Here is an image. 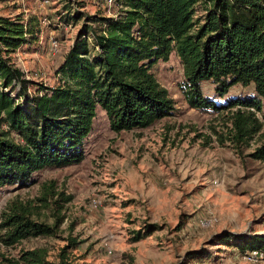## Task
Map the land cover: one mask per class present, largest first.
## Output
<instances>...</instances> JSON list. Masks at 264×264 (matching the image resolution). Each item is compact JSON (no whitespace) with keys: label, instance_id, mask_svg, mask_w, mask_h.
Listing matches in <instances>:
<instances>
[{"label":"rangeland","instance_id":"obj_1","mask_svg":"<svg viewBox=\"0 0 264 264\" xmlns=\"http://www.w3.org/2000/svg\"><path fill=\"white\" fill-rule=\"evenodd\" d=\"M208 3L198 0L194 14ZM114 10L102 0H0V13L20 12L34 29L36 38L9 54L28 80L27 92L60 82L56 66L82 21L96 14L114 15ZM151 71L172 98L169 114L144 127L115 131L97 106L80 144V161L43 167L25 184L0 188V220L10 201L36 197L43 182L52 180L56 190L70 196L65 202L57 200L62 219L53 234L5 243L6 229L0 226V264L5 263L1 255L16 258L21 250L36 247L43 249L47 264H56L70 237L76 244L65 247V254L74 264H264V250L247 259L246 250L242 253L217 237L224 231L264 233V160L247 155L259 136L241 152L226 139L220 142L214 130L226 131V110L186 103L174 50ZM200 89L217 103L252 94L250 86L234 84L219 95L209 80L200 81ZM263 113L260 97L255 114L262 119ZM37 210L34 219L54 224L50 206ZM148 223L157 227L133 239L134 230Z\"/></svg>","mask_w":264,"mask_h":264},{"label":"trees","instance_id":"obj_2","mask_svg":"<svg viewBox=\"0 0 264 264\" xmlns=\"http://www.w3.org/2000/svg\"><path fill=\"white\" fill-rule=\"evenodd\" d=\"M113 1L114 15L96 14L82 21L56 66L60 82L40 85L32 94L9 54L34 40V29L20 12L0 13V125H5L0 126V188L25 184L43 167L80 161V144L97 106L115 131L144 127L169 114L172 98L151 66L166 60L171 50L180 61L184 79L180 90L186 103L225 109L229 124L223 134L214 130L216 137L241 152L258 135L260 141L247 155L264 160V113L262 119L255 114L264 98V0H208L198 16L194 14L198 0ZM202 80L211 81L219 95L234 84L250 86L252 94L217 103L202 94ZM69 198L49 180L36 197L10 201L2 210L0 226L6 229L2 240L12 243L53 234L62 219L57 200ZM44 205L52 208L54 224L33 218ZM156 227L148 223L134 230L133 239ZM217 237L242 253L264 250V233L224 231ZM75 244L70 237L56 264H74L66 258L65 247ZM1 258L5 260L1 264H47L39 247L21 250L16 258Z\"/></svg>","mask_w":264,"mask_h":264},{"label":"built area","instance_id":"obj_3","mask_svg":"<svg viewBox=\"0 0 264 264\" xmlns=\"http://www.w3.org/2000/svg\"><path fill=\"white\" fill-rule=\"evenodd\" d=\"M104 5L106 6H110L111 4L113 5V0H102ZM43 22L45 21V18H43L42 20ZM261 254V251L260 250H256V249H252V250H249V251H246L245 254H244V257L247 258V259H252L258 255Z\"/></svg>","mask_w":264,"mask_h":264}]
</instances>
